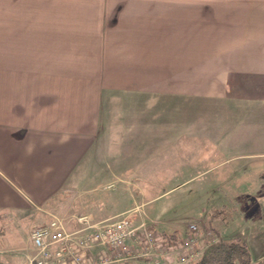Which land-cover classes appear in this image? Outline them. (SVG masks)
Returning <instances> with one entry per match:
<instances>
[{"label": "crops", "instance_id": "1", "mask_svg": "<svg viewBox=\"0 0 264 264\" xmlns=\"http://www.w3.org/2000/svg\"><path fill=\"white\" fill-rule=\"evenodd\" d=\"M156 128L175 160L189 147L196 160L245 161L233 174L252 168L264 183V0H0V233L56 209L64 189L84 195L109 146L125 134L132 154ZM131 158L114 154L111 177L136 175ZM238 212L224 236L256 263L264 210Z\"/></svg>", "mask_w": 264, "mask_h": 264}, {"label": "rangeland", "instance_id": "2", "mask_svg": "<svg viewBox=\"0 0 264 264\" xmlns=\"http://www.w3.org/2000/svg\"><path fill=\"white\" fill-rule=\"evenodd\" d=\"M189 112L190 110L187 113V122L196 121L199 115ZM145 116L149 119L154 118L156 123L165 117L161 113L153 117L147 114ZM160 134L161 131L156 128L149 131V138L140 136L139 141L146 138L153 139L154 144L143 146L140 142L132 154L129 136L126 137L125 134L116 147H108V159L117 154L121 160H124L123 166L130 165L127 160L131 156L134 161L138 159L137 163H133L138 169L136 175L125 177L127 171L123 169L124 173H121L123 174L121 177L113 178L109 173L110 161H103V167L97 176H92L85 181L84 195L82 190L79 191L76 188L75 191L64 189L57 197L56 209L52 207L46 212L43 211L44 217L41 213L36 214L34 222H37L34 224L28 226L29 222L33 221L21 214L20 218L10 226L1 228L4 235L0 233V236L2 235L0 261L3 264L13 262V264H24V262L29 264V259L34 254L29 241V231L33 225L49 220L51 215L64 218L67 227L70 228L73 225L71 219L84 212L90 215L111 216L122 209L129 208L128 211L134 213L136 221L145 223L153 221L155 229L160 232L162 230L165 233L176 231L182 234L189 224H198L202 229L198 235L199 245H202L205 235L209 237L212 232L216 237L218 236L212 227H220L222 236L225 235L223 228L230 231L235 229L240 221L238 210L242 205L257 202L260 209L264 210V193L260 192L264 190V183L259 184L251 177L254 169H244L249 171V174L245 173V176L243 172L234 175L232 171L234 168L251 163L239 160L216 161L215 157L207 158L206 152H203V156L196 160L194 158L196 153L189 152V147L185 151V156L175 160L171 155L175 147L164 145ZM181 150H184L183 147ZM240 188H246L245 190L250 192L242 193L239 191ZM80 202L82 203L79 206ZM231 219L234 220L228 228L225 225ZM197 259L199 257L188 264ZM153 264H176V262L162 260Z\"/></svg>", "mask_w": 264, "mask_h": 264}, {"label": "built area", "instance_id": "3", "mask_svg": "<svg viewBox=\"0 0 264 264\" xmlns=\"http://www.w3.org/2000/svg\"><path fill=\"white\" fill-rule=\"evenodd\" d=\"M71 220L69 228L64 218L51 215L46 222L31 227L29 240L34 254L29 264H153L162 260L188 264L217 240L211 232L199 245L202 229L191 223L175 243L166 244L162 232L136 221L131 211L100 221L87 215Z\"/></svg>", "mask_w": 264, "mask_h": 264}, {"label": "trees", "instance_id": "4", "mask_svg": "<svg viewBox=\"0 0 264 264\" xmlns=\"http://www.w3.org/2000/svg\"><path fill=\"white\" fill-rule=\"evenodd\" d=\"M165 237V243L176 242L178 233H161ZM252 264L247 245L239 238L223 239L217 236V240L207 246L202 255L191 264ZM255 264H264V258Z\"/></svg>", "mask_w": 264, "mask_h": 264}]
</instances>
